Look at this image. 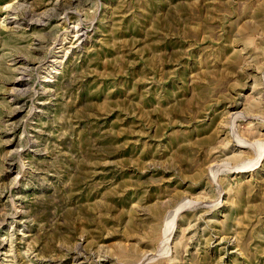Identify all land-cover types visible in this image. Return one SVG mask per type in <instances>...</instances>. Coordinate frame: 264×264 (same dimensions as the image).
<instances>
[{
  "label": "rangeland",
  "instance_id": "374dc122",
  "mask_svg": "<svg viewBox=\"0 0 264 264\" xmlns=\"http://www.w3.org/2000/svg\"><path fill=\"white\" fill-rule=\"evenodd\" d=\"M0 264H264V0H0Z\"/></svg>",
  "mask_w": 264,
  "mask_h": 264
},
{
  "label": "bare ground",
  "instance_id": "6f19581e",
  "mask_svg": "<svg viewBox=\"0 0 264 264\" xmlns=\"http://www.w3.org/2000/svg\"><path fill=\"white\" fill-rule=\"evenodd\" d=\"M74 30H75V28H74ZM77 31H78V30H77ZM78 33H79V32H78ZM78 33H74L73 35H74V36H78V35H79ZM82 34H83V33H82ZM73 35H72V36H73ZM69 42H70L71 44L73 43V41H71V40H70ZM60 47H62V46H60Z\"/></svg>",
  "mask_w": 264,
  "mask_h": 264
}]
</instances>
